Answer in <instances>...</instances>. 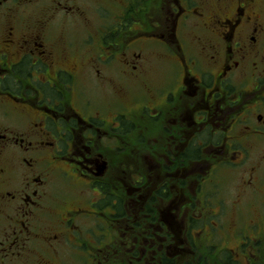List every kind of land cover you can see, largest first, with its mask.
I'll return each instance as SVG.
<instances>
[{
  "label": "flooded vegetation",
  "instance_id": "af4514ba",
  "mask_svg": "<svg viewBox=\"0 0 264 264\" xmlns=\"http://www.w3.org/2000/svg\"><path fill=\"white\" fill-rule=\"evenodd\" d=\"M45 1L0 0V216L10 209L12 215L6 218L19 228L0 241V263L15 253L24 258L30 230L43 220L46 170L51 164L67 167L66 177L90 187L99 200L87 208L56 214L53 234L41 240L45 251L31 246L35 249L31 252L44 261L41 264L60 259V247L71 242L69 235L79 234L75 217L98 219L112 237L120 226L127 232L141 227L120 224L122 197L115 190L121 187L116 181L141 188L144 180L135 171L143 155L150 164L145 175L148 172L154 178L128 204L125 216L133 221L132 211L139 204L152 225L157 213L144 202L156 201L155 197L168 202L174 195L170 202L181 205L180 211L187 210L186 229L192 223L191 235L198 232L200 221L208 217L199 218L203 212L188 209L208 208L210 187L218 186L211 179L213 174L220 167L230 169L244 161L245 140L264 142V21L257 1L230 0L233 7L225 17L212 14L200 24L206 16L193 4L198 2L203 10L202 0H165L160 20L150 29L151 17L137 22L134 1L129 4L128 0L123 13L116 15L114 27L108 33L101 30L100 35L104 44L111 45L108 34H116L121 27L140 25L144 30L125 42L124 48L132 52L116 59L125 69L119 71L122 81L112 91L113 99L116 95L118 104L129 94L130 104L109 114L92 110L90 101L81 103L72 92L78 82L76 67L84 63L70 61L76 65L73 68L69 60L55 54L47 25L55 13L68 12L56 0L43 7ZM33 15L37 20L32 28L24 27L22 17ZM190 29L195 30L193 35L206 38L190 40ZM151 45L158 46L161 59L171 65L162 70L165 78L155 85L147 82L150 72L142 68L144 50ZM110 56L114 54L99 60L106 62ZM94 76L101 79L98 69ZM137 142L146 144L143 150ZM119 172L129 180L120 179ZM157 224L149 227L150 240L166 238L167 221ZM76 240L72 246L85 248L84 242Z\"/></svg>",
  "mask_w": 264,
  "mask_h": 264
},
{
  "label": "rangeland",
  "instance_id": "374dc122",
  "mask_svg": "<svg viewBox=\"0 0 264 264\" xmlns=\"http://www.w3.org/2000/svg\"><path fill=\"white\" fill-rule=\"evenodd\" d=\"M56 1L68 13L57 12L48 23L49 42L53 45L57 56L65 57L69 62H78V65L84 63L83 66L76 67L78 73L75 79L78 82L75 84L74 91H72L74 95H78V101L81 103L90 101V108L92 110L96 109V111L99 110L101 114L113 113L121 105L128 106L130 104L129 94L126 95V99L125 97L122 100L120 99L118 104H116V95L113 99L112 91H115L114 89L118 90L120 87L118 82L122 81L119 71H123V68L125 69L124 63L116 59L119 56H123V53L129 55L132 52L131 48H124L125 42L128 41L129 36L131 37L136 33L138 35L144 30H142L140 25L126 26L127 28L121 27L116 31V34H108V40L112 42L111 45L104 44L100 39L101 30L108 33L114 27L116 15L123 13V6L127 5L128 0ZM132 1L135 4L132 9L133 17L137 22H140L147 16H150L151 29L152 24L160 20L158 17L161 7L165 4V0H129V4ZM202 1L203 10L200 9L198 2L193 4L197 7L195 10L202 11L206 16L205 21H199L200 24L206 23L207 17L212 14H216V17L218 15L225 17L226 10H230L233 7V3L230 0ZM256 1L257 8L261 11L260 18L264 21V0ZM52 4V0H47L41 5L47 7ZM36 20L37 16H26L21 19L22 25L29 28H32ZM136 28L139 31L136 32ZM193 32L195 30L190 29V40H204V35H193ZM160 53L161 50L158 46L151 45L144 50L143 58H145V62H143L142 68L147 73L150 72L147 76H151V79H148L147 82L152 85L164 79L165 73L162 70L171 66L161 59ZM110 54H114L113 58L110 56L111 60H107L106 62L99 60V57L109 56ZM125 58L124 61L127 60L126 56ZM90 59H92V62H89ZM93 59L95 60L93 61ZM71 62V67L74 68L76 65ZM125 65L128 67L127 63ZM85 66L89 68L87 71L84 69ZM96 69L99 70L101 79L94 76ZM113 85H116V87H113ZM89 111L91 110L87 109V112ZM103 142L105 148L107 141L104 140ZM122 146L126 147V144H122ZM145 146L146 144L142 143L140 145L137 142V147L141 148V150ZM125 147L122 149H125ZM245 147L248 153L240 165L230 167V169L220 167L213 174L211 179L218 186L216 188L210 187L211 196L209 197V202L211 203L208 208H205L207 206L202 208L198 203L199 206H196L192 210L188 209L189 212H203L204 215L199 218L208 217L207 220L200 221L201 229L193 233L192 244V241L188 240L186 235L187 210L180 211L181 205L178 203L172 204L174 195H172L168 202H163L157 199V197H155L156 201L149 200L151 204L146 203V201L144 202V205L154 209L157 213L153 219L155 220L153 223L155 227L159 226L157 223L163 222L165 224L167 221L166 227L168 233L166 238L165 236L151 240L148 238V234L150 233L149 227L153 224H148V217L143 215L144 213L139 209V204L136 206L135 211H132L134 217L131 216V220L133 221L127 218L128 204L132 202L136 195L143 193L147 187V183H151L150 181L154 178H151L148 172L145 175V169L147 171L150 164L143 155L137 161L135 171L144 180L141 188L136 189L131 185L125 186L121 181H116V184L118 185L119 183L121 187L115 190L116 194H120L122 197L124 214L127 216H125L126 221H120V224L129 228V225L134 223L137 228L141 227L127 232L121 226V230L118 229L117 224V228L114 230H118L115 231V236L112 237L106 231L105 224L101 223L98 219L91 220L86 216L75 217L73 223L79 234H76L75 237L69 235L71 242L68 243L69 245L67 244V247H60L62 251L61 258H54L51 264H92V262L94 264H144L142 261L161 264L160 261L162 262L161 257L163 255L172 260V264H213L212 261H214L213 257L216 250L213 248L208 253L207 246L209 244L215 245L216 249L224 248L225 250H229V253L234 252L235 258L237 257L243 264H246L248 259L244 254H247L249 251H246L247 253H244V251L246 249L249 250L252 246L258 248L259 246H255L256 242L264 240V142L245 140ZM123 154H120V158L124 157L122 156ZM65 168L68 169L63 165L56 164H51L47 167L46 173L48 175L44 198L46 205H43L41 209L43 220L33 224L29 239L26 240V244H28L26 247L28 248L23 254L24 258L22 256L15 257V253L14 255H9L0 264L43 263L44 261L31 251L35 249V251H45V246L41 240L53 234L56 228L53 226V223L58 219L56 214H60L63 210L67 209L87 208L88 203L99 200L97 193L90 187L71 181L69 176L67 178ZM119 176L120 179L129 180L128 177L123 176L122 172H119ZM111 179L112 176L110 175L106 180L110 181ZM248 179L250 180L249 184H245ZM171 190L175 191L172 188ZM218 193L220 196L217 198L216 195ZM220 199L222 202L217 205L216 203ZM171 200L173 201L170 202ZM88 210L91 209L89 208ZM8 215H12L10 209L6 210V215L0 216V241H4L6 233H11L14 228L19 229L13 223L14 221L6 218ZM75 240L81 243L84 242L85 248L72 246L71 243ZM113 240L116 241L117 245ZM260 244H264V242ZM20 247L22 246L20 245ZM13 250L16 252L18 250L17 246ZM261 255L260 260L264 262V253Z\"/></svg>",
  "mask_w": 264,
  "mask_h": 264
},
{
  "label": "trees",
  "instance_id": "16d2710c",
  "mask_svg": "<svg viewBox=\"0 0 264 264\" xmlns=\"http://www.w3.org/2000/svg\"><path fill=\"white\" fill-rule=\"evenodd\" d=\"M118 218L122 221L124 218H125V214H124V210L122 208V205L119 206V213H118ZM194 224V222H193ZM191 226L189 227V229H186V235H187V238L188 240H191L193 243V239H192V235H191V229L192 228V223L190 224ZM261 242H264V240H260L258 242H256L255 246H259L258 248H254L253 246L250 247V249L248 250L249 252H244V253H247V254H244L247 256V261L249 262V264H264V262L261 259V254L264 253V244H260ZM213 248L216 250L215 252V256L213 257L214 261L213 264H241V260H238V258L234 256V252L233 253H229L228 251L229 250H225L224 248H217L216 249V246L215 245H208L207 246V250H208V253H210ZM263 251V252H262ZM249 254V255H248ZM243 255V254H242ZM162 259V264H172V260H170L168 257H165L163 255V257H161Z\"/></svg>",
  "mask_w": 264,
  "mask_h": 264
}]
</instances>
